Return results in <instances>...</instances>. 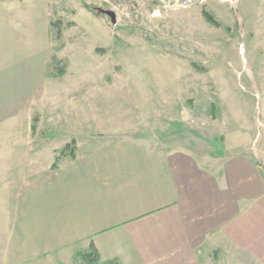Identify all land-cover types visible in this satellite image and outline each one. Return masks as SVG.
<instances>
[{
	"label": "rangeland",
	"instance_id": "1",
	"mask_svg": "<svg viewBox=\"0 0 264 264\" xmlns=\"http://www.w3.org/2000/svg\"><path fill=\"white\" fill-rule=\"evenodd\" d=\"M31 2L26 12L51 54L48 82L24 99L20 120L0 119L1 164H22L25 145L61 147L72 123L76 136L53 171L80 152L79 133L126 129L149 130L162 146L204 163L249 156L264 175V0ZM8 188L22 194V168H0V264H66L68 250L58 257L43 248L50 230L33 228V207L25 218L28 202L7 199ZM70 264L101 263L95 247H80Z\"/></svg>",
	"mask_w": 264,
	"mask_h": 264
},
{
	"label": "crops",
	"instance_id": "2",
	"mask_svg": "<svg viewBox=\"0 0 264 264\" xmlns=\"http://www.w3.org/2000/svg\"><path fill=\"white\" fill-rule=\"evenodd\" d=\"M29 2L0 0L4 121L20 120L24 99L36 97L48 82L51 54L26 12ZM28 24L32 32H26ZM89 118L71 114L68 120ZM74 127L67 124L70 139L61 147L25 145L22 164L0 163L2 169L22 168V194L8 188L7 199L22 195L28 202L22 206L25 218L33 207V228L50 233L51 242L42 244L51 256L68 250L70 264L78 248L93 245L101 264H264V175L249 156L204 163L162 146L149 130L129 135L126 129H106L86 138L79 133L80 152L67 153L51 170L76 136ZM31 176L35 181L28 184Z\"/></svg>",
	"mask_w": 264,
	"mask_h": 264
},
{
	"label": "water",
	"instance_id": "3",
	"mask_svg": "<svg viewBox=\"0 0 264 264\" xmlns=\"http://www.w3.org/2000/svg\"><path fill=\"white\" fill-rule=\"evenodd\" d=\"M106 13L111 17L112 22L115 24L116 23V15H115V13L111 12V11H108Z\"/></svg>",
	"mask_w": 264,
	"mask_h": 264
},
{
	"label": "trees",
	"instance_id": "4",
	"mask_svg": "<svg viewBox=\"0 0 264 264\" xmlns=\"http://www.w3.org/2000/svg\"><path fill=\"white\" fill-rule=\"evenodd\" d=\"M92 247H94V246L92 245ZM95 250H96V248H95Z\"/></svg>",
	"mask_w": 264,
	"mask_h": 264
}]
</instances>
